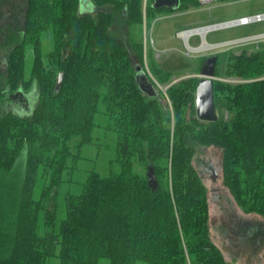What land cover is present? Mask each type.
Listing matches in <instances>:
<instances>
[{
  "label": "trees",
  "instance_id": "obj_1",
  "mask_svg": "<svg viewBox=\"0 0 264 264\" xmlns=\"http://www.w3.org/2000/svg\"><path fill=\"white\" fill-rule=\"evenodd\" d=\"M89 1L85 11L80 0H22L21 21L0 24V264H228L211 242L195 147L218 150L221 183L235 204L264 216V52L217 56L215 75L223 63V75L241 81L213 83L229 120L200 121L197 78L171 85L167 98L154 83L157 95L148 97L135 81L143 22L197 0H179L177 10L153 9L154 0ZM151 69L171 76L153 61ZM31 90L34 105L20 114ZM97 115L116 139L109 173L91 171L60 205V188L94 142Z\"/></svg>",
  "mask_w": 264,
  "mask_h": 264
},
{
  "label": "rangeland",
  "instance_id": "obj_2",
  "mask_svg": "<svg viewBox=\"0 0 264 264\" xmlns=\"http://www.w3.org/2000/svg\"><path fill=\"white\" fill-rule=\"evenodd\" d=\"M22 0H0V24L4 26L11 21H21L20 8ZM144 3V2H143ZM145 7V6H144ZM80 10L89 11L92 4L80 0ZM16 9L17 18L10 17L11 11ZM264 13V0H218L207 5H197L189 10L157 13L152 20L145 21L142 25V40L144 57L141 63L149 79L163 89L162 93L167 98L166 90L180 80L197 78L199 63L203 56L222 54L224 52L240 53L256 49L264 52V39L252 40L249 43H232L220 47H204L202 45L219 44L256 34L264 33V22L251 23L246 26H233L207 32L202 37L190 36L188 44L200 47L194 52L187 47L181 31L205 25L235 20L241 17ZM1 26V25H0ZM206 32V31H205ZM204 32V33H205ZM184 37V36H183ZM187 37H184L186 39ZM1 47V43H0ZM146 48L149 49L150 58H145ZM50 49V38L44 35L42 50L46 53ZM190 51H189V50ZM0 49V54H4ZM29 54V52H27ZM155 62L164 72L171 74L169 78L162 79L156 76L151 69V62ZM218 62V61H217ZM31 63L29 54L26 61V75ZM194 69L192 70V67ZM219 74L215 75L217 81L234 83L241 80L236 77L223 75V63L219 64ZM4 81V78H0ZM198 79V78H197ZM35 90L28 96V106L19 111L20 114L30 111L34 105ZM17 95H14L16 97ZM14 101L9 99L7 109L14 110ZM215 110L218 118L228 119L224 101L215 100ZM15 111V110H14ZM98 127L95 128L94 142L83 146L81 159L77 169L71 176V183H65L59 190L58 203H63L66 194H78L88 173L95 171L104 176L109 173L110 161L115 156V135L104 130L106 119L97 115L95 119ZM195 166L198 170L208 194L209 231L211 242L219 248L228 264H264V216L244 213L234 202L228 191L221 183L220 153L214 148L195 147ZM53 264H57L56 261ZM101 264H108L102 260ZM137 264H145L137 262Z\"/></svg>",
  "mask_w": 264,
  "mask_h": 264
},
{
  "label": "water",
  "instance_id": "obj_3",
  "mask_svg": "<svg viewBox=\"0 0 264 264\" xmlns=\"http://www.w3.org/2000/svg\"><path fill=\"white\" fill-rule=\"evenodd\" d=\"M179 0H154L152 3L153 9L168 8L170 10H177L179 7ZM231 41L213 45V47L224 46L230 44ZM200 49V48H198ZM196 49V50H198ZM217 62L216 55L207 56L198 71L196 77L198 82L194 91V103L196 117L200 121L213 122L218 120L215 110V102L213 97V83L217 79L215 76V67ZM63 79V73L60 72L57 77V86H60ZM135 81L139 90L148 97L157 95L153 82L149 79L147 73L140 65L135 66ZM156 84V83H155ZM158 87V85H156ZM163 91V89L160 88ZM147 184L151 190H155L157 182L155 174L151 167L147 170Z\"/></svg>",
  "mask_w": 264,
  "mask_h": 264
},
{
  "label": "built area",
  "instance_id": "obj_4",
  "mask_svg": "<svg viewBox=\"0 0 264 264\" xmlns=\"http://www.w3.org/2000/svg\"><path fill=\"white\" fill-rule=\"evenodd\" d=\"M214 1H218V0H197L198 5H207V4H210ZM257 22H264V13L254 14L251 16L241 17V18H238L235 20H229V21L205 25V26H201V27L189 28V29H186V30L180 32L179 36H181L180 34H182V33H188L187 39H188V37L195 36V35H199L202 37L201 33L198 32V30H200V29L207 28V30L205 32V34H206L207 32H210L212 30H217V29H222V28H227V27H233V26H246L248 24L257 23ZM181 37L184 39L183 36H181ZM187 39H184V40L186 41ZM261 39H264V33L256 34V35H252L249 37H244V38H240V39H236V40H232L230 42V44L238 43V42L239 43H246V42L249 43L252 40H261ZM201 45H202V43H201ZM201 45L199 46V48L201 47Z\"/></svg>",
  "mask_w": 264,
  "mask_h": 264
},
{
  "label": "crops",
  "instance_id": "obj_5",
  "mask_svg": "<svg viewBox=\"0 0 264 264\" xmlns=\"http://www.w3.org/2000/svg\"><path fill=\"white\" fill-rule=\"evenodd\" d=\"M169 13H170V12H169ZM180 32H181V31H180ZM180 32H179V33H180ZM179 33H178V35H179ZM189 38H190V37H188V39H187L186 41H185L183 38H181V39L184 40V42L187 44V47H188V48H191V50L193 49L192 51H190L189 49H188V50H189L190 52H194V51H195L197 48H199V47H196V46H190V45L188 44V40H189ZM201 38H203V37H201ZM202 44H203V43H202ZM213 45H216V44H209V46H211V47H213ZM218 47H220V46H218ZM198 50H200V49H198ZM158 67H159L160 69H162L160 66H158ZM191 67H192V70H193V69H194V66H191ZM162 70H163V69H162Z\"/></svg>",
  "mask_w": 264,
  "mask_h": 264
},
{
  "label": "bare ground",
  "instance_id": "obj_6",
  "mask_svg": "<svg viewBox=\"0 0 264 264\" xmlns=\"http://www.w3.org/2000/svg\"><path fill=\"white\" fill-rule=\"evenodd\" d=\"M207 30V28H205V29H200V30H198V32L199 33H201V35L202 34H205L204 32ZM181 36H184V37H187L188 36V33H182V34H180ZM187 39V38H186ZM209 45H202V48H204V47H208ZM191 49V48H190ZM193 50V49H192Z\"/></svg>",
  "mask_w": 264,
  "mask_h": 264
},
{
  "label": "flooded vegetation",
  "instance_id": "obj_7",
  "mask_svg": "<svg viewBox=\"0 0 264 264\" xmlns=\"http://www.w3.org/2000/svg\"><path fill=\"white\" fill-rule=\"evenodd\" d=\"M89 3L90 1L89 0H86V3ZM210 56V55H209ZM207 56H203V58H201V60H202V62H203V60L206 58ZM202 62H201V64H202ZM201 64L199 65V68H200V66H201Z\"/></svg>",
  "mask_w": 264,
  "mask_h": 264
}]
</instances>
